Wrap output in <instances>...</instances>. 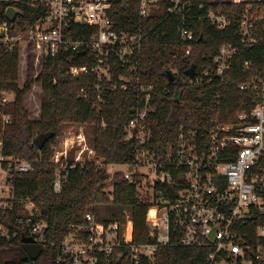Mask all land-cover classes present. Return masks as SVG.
Here are the masks:
<instances>
[{"label":"built area","instance_id":"1","mask_svg":"<svg viewBox=\"0 0 264 264\" xmlns=\"http://www.w3.org/2000/svg\"><path fill=\"white\" fill-rule=\"evenodd\" d=\"M5 1L14 2L13 7L24 14L13 22L6 17L0 21V57L23 44L33 46V53L43 59L63 52H88L86 65H72L65 70L68 77L94 79L91 87L81 89L80 98L100 110L107 102V93L135 91L126 140L141 145L151 142L148 120L155 111L154 87L141 83L139 55L143 38L117 29L111 15L114 0H0ZM160 1L141 0L140 17L150 18ZM217 1L247 3L241 14H228L219 7L208 10L206 17L221 31L238 22L241 47L256 44L253 32L263 12H253L252 4L262 0ZM191 6L190 0H170L167 7L170 16L182 20L178 31L187 49L181 62L191 56L195 41L187 24ZM24 7L34 16L26 18ZM241 47L223 45L215 58V68L196 69L191 83L200 86L222 78ZM175 60L176 56L166 71L177 79L179 64ZM244 66L251 67V62L246 61ZM239 89L252 92L257 100L250 111L239 113L237 122L216 124L207 133L182 127L177 145L169 147L164 158L143 150L135 162L120 165L134 184L136 174L142 177L140 189L144 180L153 189L146 215L150 240L142 244L134 242L129 214L121 222H104L92 213L86 215L84 224L72 226L61 242H52L49 225L35 203L16 195V182L35 170V162L5 153L3 136L12 117L0 111V217L14 215L24 238H33L43 248H57L56 264H160L158 253L167 248L202 251L204 260L198 264H264V81L242 83ZM13 99L12 91L0 90L1 105ZM61 139L57 147L63 145V151H57L51 160L56 167L55 194L62 192L78 165L97 159V164L101 163L84 126L65 133ZM71 147L79 151L74 159L68 157ZM176 184L180 188L174 194H165L168 197L154 192L157 185ZM17 236L0 222V241L9 242Z\"/></svg>","mask_w":264,"mask_h":264},{"label":"trees","instance_id":"2","mask_svg":"<svg viewBox=\"0 0 264 264\" xmlns=\"http://www.w3.org/2000/svg\"><path fill=\"white\" fill-rule=\"evenodd\" d=\"M190 1L191 17L187 24L195 41L191 56L184 62L181 58L187 44L178 31L182 20L168 14L170 0H161L158 9L147 19L139 15L141 0L113 1L111 15L117 29L143 38L139 55L141 83L154 87L152 102L155 107L148 120L152 140L146 145L126 140V125L137 96L135 91L107 93V102L100 110L80 98L81 89L91 87L94 79L68 77L65 70L72 65H86L88 52H63L55 58L43 59L33 53V46L23 44L15 45L12 52L0 57V90L14 93L10 103L0 104V111L12 117L3 136L5 153L35 162V170L16 182V195L35 203L49 225V234L55 244L64 239L72 226L84 224L88 213L97 218L98 207L113 210L112 219L104 222H121L129 214L134 224V242L149 241L146 215L152 198L139 194L142 177L136 174L137 183L134 184L123 171L111 169L135 162L143 150L164 158L168 148L177 145L182 127L207 133L216 124L237 122L240 112L253 108L256 96L250 91H241L239 86L252 80L264 81V0L252 4L253 12L262 11L263 18L253 32L258 42L250 48L241 47L238 22L221 31L206 17L208 10L219 7L228 14H241L247 3ZM13 5L12 1L0 2V21L5 20L6 9ZM23 9L26 18L34 16L27 8ZM225 44L241 47L226 74L210 84H192L186 71L193 65L197 70L214 69L215 58ZM175 56L179 64L178 76L170 82L164 72ZM246 61L251 62V67L245 68ZM74 124L92 130L91 136L87 130V138L101 163L97 164V159L84 166L78 165L62 192L55 194L56 167L51 161L52 147L64 126ZM46 133H53L54 137L38 150L33 142ZM179 188L178 184L173 187L157 185L154 192L168 197L165 194H174ZM121 209L127 213L119 217ZM0 222L18 235L9 242L0 241V264H38L42 259L56 264L58 250L55 247L46 246L36 262L25 256L24 236L19 234L14 215L0 217ZM252 225L255 227L256 223ZM18 252L20 256H11ZM158 257L160 264H198L204 260L202 251L183 248L161 250Z\"/></svg>","mask_w":264,"mask_h":264},{"label":"water","instance_id":"3","mask_svg":"<svg viewBox=\"0 0 264 264\" xmlns=\"http://www.w3.org/2000/svg\"><path fill=\"white\" fill-rule=\"evenodd\" d=\"M23 10L10 6L6 9L5 17L13 22L18 15H23ZM196 74V66L193 65L189 70L186 71V75L189 79H193ZM164 75L168 78L170 82H174L176 80V76L172 74L170 71H165ZM54 137L53 133H46L39 135L33 142V145L38 149L42 150L45 145L52 140ZM22 248L27 254V257L32 261L36 262L43 254L44 248L42 245L37 244L33 238L26 237L22 240Z\"/></svg>","mask_w":264,"mask_h":264},{"label":"rangeland","instance_id":"4","mask_svg":"<svg viewBox=\"0 0 264 264\" xmlns=\"http://www.w3.org/2000/svg\"><path fill=\"white\" fill-rule=\"evenodd\" d=\"M212 1H217V0H212ZM76 127H78V125H75V124L74 125H66V126H64V128L62 129L61 134L56 138L55 144H53V147H52V149L54 151L53 157H54V155H55V153L57 151L58 152L63 151V145L60 146L61 149L57 147L60 144L61 140H62L61 137H63L64 134L67 133V132L70 133V132L76 130ZM84 127L86 129V135H87V130H88L89 131V135L91 136L92 135V130L89 127H87V126H84ZM78 154H79V151H77V147H71L70 149H68V157L69 158H71V159L73 158L74 159V158H76L78 156ZM84 157H87V155L86 156L84 155ZM114 169L117 170V171L118 170L119 171H125L126 168L123 167V166H118V167H113L111 170L113 171ZM141 170L146 171L145 168H143ZM146 184H147L146 180H144L143 181V188L139 190V194H140V196H143L144 198L146 196L149 198L150 195L153 194V189L147 187L148 184H147V186H146ZM112 211H113L112 209H108L107 207H98L97 208V219L99 221L111 220L112 219ZM126 213H127V210H125V209L118 210V216L119 217H122ZM13 255H14V257L20 256L19 252L18 253H13L11 256L13 257ZM38 264H49V262L47 261V259H42V260L39 261Z\"/></svg>","mask_w":264,"mask_h":264},{"label":"flooded vegetation","instance_id":"5","mask_svg":"<svg viewBox=\"0 0 264 264\" xmlns=\"http://www.w3.org/2000/svg\"><path fill=\"white\" fill-rule=\"evenodd\" d=\"M25 252V251H24ZM25 256H27V254L25 253Z\"/></svg>","mask_w":264,"mask_h":264}]
</instances>
